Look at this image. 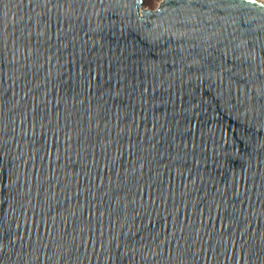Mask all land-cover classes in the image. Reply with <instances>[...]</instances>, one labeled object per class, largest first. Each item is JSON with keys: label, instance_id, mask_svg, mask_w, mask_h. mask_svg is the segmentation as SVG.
I'll return each mask as SVG.
<instances>
[{"label": "water", "instance_id": "1", "mask_svg": "<svg viewBox=\"0 0 264 264\" xmlns=\"http://www.w3.org/2000/svg\"><path fill=\"white\" fill-rule=\"evenodd\" d=\"M0 0V264H264V2Z\"/></svg>", "mask_w": 264, "mask_h": 264}, {"label": "rangeland", "instance_id": "2", "mask_svg": "<svg viewBox=\"0 0 264 264\" xmlns=\"http://www.w3.org/2000/svg\"><path fill=\"white\" fill-rule=\"evenodd\" d=\"M144 1L148 3L147 6L144 5L145 9L155 10L158 8V6L163 0H144Z\"/></svg>", "mask_w": 264, "mask_h": 264}, {"label": "trees", "instance_id": "3", "mask_svg": "<svg viewBox=\"0 0 264 264\" xmlns=\"http://www.w3.org/2000/svg\"><path fill=\"white\" fill-rule=\"evenodd\" d=\"M144 2H145V1H144ZM147 4H148V3H147V2H145V4H144V5H146V6H147Z\"/></svg>", "mask_w": 264, "mask_h": 264}, {"label": "bare ground", "instance_id": "4", "mask_svg": "<svg viewBox=\"0 0 264 264\" xmlns=\"http://www.w3.org/2000/svg\"><path fill=\"white\" fill-rule=\"evenodd\" d=\"M259 1H262V2H264V0H259Z\"/></svg>", "mask_w": 264, "mask_h": 264}]
</instances>
